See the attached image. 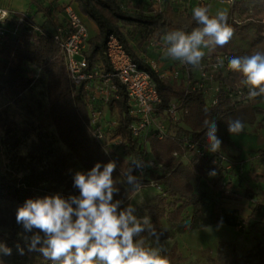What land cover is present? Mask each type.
<instances>
[{
    "label": "trees",
    "instance_id": "1",
    "mask_svg": "<svg viewBox=\"0 0 264 264\" xmlns=\"http://www.w3.org/2000/svg\"><path fill=\"white\" fill-rule=\"evenodd\" d=\"M69 2H76L80 13L97 25L98 30L89 38L88 48L84 52L89 65L100 60L104 66L109 67L103 49L107 35L114 34L120 39L132 60L149 72L155 80L161 98L158 106L160 110L167 107L172 98L182 101L183 112L174 135L163 140L156 136L148 137L147 149L159 164L167 167L165 174L151 172L149 178L158 181L164 193L157 191L158 194L145 205L147 215L150 216L157 232L163 233L160 239L170 237L169 229L182 233L186 230L202 229L210 224H226L230 227L240 225L253 229L259 223L262 226L260 228L262 239L255 237V243L251 248L241 249L234 241H219L216 255L207 257L206 262L264 264V203L261 200L254 201L249 216L242 224L237 217V211L228 210L219 199L223 192L221 190L223 181L226 182V187L231 185V169H226L223 161L215 162V153L199 155L194 150L187 149L183 143V138L188 137L206 147L207 129L203 122L205 119L214 120L217 123L218 137L222 141L219 153L226 157L230 156L232 162H235L241 153V147L233 140L234 135L228 132L227 123L238 119L248 125L255 124L260 117L259 125L264 128V107H261L264 97H256L246 104H232L221 91L217 96V102L211 104L201 91L191 90L185 93L179 86L159 79L150 65L135 51L127 35L128 31L141 39L137 43L139 46L146 39L157 47L164 46L161 41L168 32L176 30L190 32L197 27L190 10L165 5L143 11L122 6L118 0H61L59 4L61 6ZM198 6H207V2L202 0ZM19 18L22 20L20 23ZM228 24L234 33L227 44L230 49L227 53L232 58H242L255 52L264 53V0H233L228 12ZM6 27L17 29L15 32L11 29L0 35V72L8 92L19 95L31 84V80L25 74V66L40 69L45 75L49 119L54 125L57 139L67 148L68 155L82 167L83 171L90 170L97 162L103 165L111 161L110 154L103 150L94 137V129L88 124V110L83 100L72 94V82L69 80L59 42L51 33H45L31 25L24 15L10 17L6 21ZM236 79H239V74L230 72L228 76L222 78V82L226 85L232 84ZM119 94L117 104L120 111H123L126 109L127 98L122 88ZM141 152L140 148L135 149L133 145H128L123 150L122 154L128 159L123 173L127 172L131 161L137 160ZM173 152H177L178 156L174 157ZM259 155L262 157L264 153L261 151ZM65 170L66 161L60 156L51 159L42 169L32 170L18 178L0 174V199L23 204L28 198H36L35 191L47 187L48 183L61 184ZM213 170L216 175L211 176L208 183L220 195L215 200H207L201 191L193 188L192 182L208 178L209 172ZM133 174L135 175V171ZM113 176L120 188L119 195L114 199H121L124 196V188L122 183H119L121 174L117 168ZM248 179L249 177L244 181L248 182ZM254 179L257 180L258 175H255ZM245 189L251 190L248 187ZM187 208H191L188 222L183 220V213ZM11 226V231L0 230V243L12 249V255H0V264H51V261L44 259L39 252L28 251L25 241L17 235L20 226L14 221L11 222ZM142 236L148 245L149 237L147 234ZM17 244L24 248L23 255L18 253ZM161 254L168 257L170 264H183L186 261L176 243L171 244Z\"/></svg>",
    "mask_w": 264,
    "mask_h": 264
},
{
    "label": "clouds",
    "instance_id": "2",
    "mask_svg": "<svg viewBox=\"0 0 264 264\" xmlns=\"http://www.w3.org/2000/svg\"><path fill=\"white\" fill-rule=\"evenodd\" d=\"M192 20L197 27L190 32L176 30L164 36V55L194 69L202 67L204 49L223 48L233 37L228 24V13L220 10L211 15L209 7L196 6ZM216 67L223 68L224 60L218 59ZM227 68L242 77L240 83L248 89L247 98L264 97V53L255 52L245 57L229 58ZM207 129L206 147L210 153H218L222 141L218 137L217 123L205 119ZM231 135L244 130L240 120L227 123ZM151 167L142 160L131 161L127 172L122 173L133 192L140 190L141 181L134 171L143 173ZM116 161L106 164L97 162L88 171L73 174V187L79 195L63 196L60 193L28 198L15 212L16 223L22 225L28 251L39 252L51 264H170L162 255V246L146 245L142 234L154 238L160 244L162 232H157L150 216H137L132 203L122 207V199H114L120 193L118 181L114 179ZM215 170L209 176H215ZM127 191V190H126ZM127 199H131L127 197ZM222 223V221H221ZM42 233V235H41ZM20 255L24 248L16 245ZM0 255H12V249L0 243Z\"/></svg>",
    "mask_w": 264,
    "mask_h": 264
},
{
    "label": "built area",
    "instance_id": "3",
    "mask_svg": "<svg viewBox=\"0 0 264 264\" xmlns=\"http://www.w3.org/2000/svg\"><path fill=\"white\" fill-rule=\"evenodd\" d=\"M224 1L230 5L233 0ZM60 10L64 13V21L51 34L60 44L69 80L72 82V94L81 98L88 110V124L94 129V137L107 154L108 151L122 154L128 145L140 148L142 152L137 160L151 165L143 173L135 171L141 187H144V183H150L151 187L164 193L162 185L154 178H149L151 172L165 174L167 167L159 164L147 149L148 137L151 135L163 140L174 135L183 112L181 99L172 98L168 106L160 110L158 106L161 98L155 80L132 60L114 34L107 35L103 49L109 67L104 66L100 60L89 65L84 53L88 48L89 31L81 13L70 2L61 5ZM9 18L8 10L0 9V35L12 29L6 27ZM21 21L19 18L18 22ZM12 30L17 31L16 28ZM163 48L161 46L160 50ZM221 58L224 60V67L218 68L216 64ZM229 58L232 57L227 52L205 55L200 69L178 61L175 67L161 71L154 61L146 63L159 79L181 85L180 88L185 93L191 90L201 91L211 104L217 102L221 91L232 104L251 102L253 99L247 98L248 89L240 83V74L239 79L232 84L222 82V78L231 72L227 68ZM120 88L127 98L126 109L123 111H120L117 104ZM207 90L211 91L210 94ZM183 143L187 149L194 150L199 155L208 153L207 147L188 137L183 138ZM173 155L178 156L177 152H173ZM218 160L223 161L228 169V157L218 152L215 153L214 161ZM223 185H226L225 181Z\"/></svg>",
    "mask_w": 264,
    "mask_h": 264
},
{
    "label": "rangeland",
    "instance_id": "4",
    "mask_svg": "<svg viewBox=\"0 0 264 264\" xmlns=\"http://www.w3.org/2000/svg\"><path fill=\"white\" fill-rule=\"evenodd\" d=\"M124 2L125 1H122V6H126ZM147 2L148 0H145L140 2V4L142 6L145 5L146 8ZM181 2L183 1H180L177 7L188 10L186 7L187 5ZM157 8L160 7L158 6ZM145 10L148 9L146 8ZM18 15L16 16L18 17ZM88 23H85L87 29L88 31H92L93 28H91ZM38 29L45 33L48 32L40 28ZM127 35L131 41L136 44L138 43L140 38L137 35L129 31ZM137 46V48L141 47V45ZM163 49V51H165V46ZM204 51L205 55H211L218 54V52H228L230 49L225 45L223 48L217 46L213 49H204ZM161 60L164 61V64H170V62H167L166 57L162 56L154 57L151 61L157 63V61ZM24 69L26 76L31 80V84L19 95H13L8 92L7 85L4 84L0 72V174H4L11 178H18L32 170L38 171L42 169L51 159L61 156L64 157L66 161V170L62 183H53L52 185L48 183V185H46L47 187L39 188L35 191V197H43L55 193L67 196L79 195V190L73 187L72 177L76 171H83V169L68 155L67 148L64 147L56 137L54 125H52L47 111L45 75L40 69H36L32 66H25ZM166 69L169 68L166 67ZM175 86L180 87L181 85ZM210 92L208 91V94H210ZM261 107H264L263 101ZM259 120L260 117H258L256 124L248 125L243 123L245 127L240 133L241 138H244V140L242 139L243 143L241 147L243 148H241V152L244 149L246 155L245 158L242 159L239 157L236 158V160H234L235 162H232L230 156L228 157V163L226 164L228 165V169L232 171L230 172L232 182L230 187L223 185L221 188L223 192H221V197L219 198L221 204L228 210L237 211V217L242 221V224H244L246 217L249 216L253 202L261 200L260 194L254 192L255 189H253V187L255 184L251 180L254 175L251 173V166L249 167L246 161L250 159V157H256V146H253L255 136L263 134L261 131L262 128L259 125ZM108 153L110 154L111 161H116L117 169L121 174L120 180L124 181L125 178L122 173L128 163L126 155L122 154V156H118V154L113 151H108ZM260 157L261 156L258 154V158ZM248 177L249 183L244 181ZM209 178H211V176L208 178L196 179L192 182V185L194 189L201 191L207 200H215L220 194L211 188L208 183ZM122 186L124 188V196L121 198L124 201L122 207L127 206L128 203H132L136 207L135 214L137 216L142 217L147 215V208L145 205L152 201L155 195L158 194L157 190L151 187L150 183H144V187H141L137 192H133L127 184L122 183ZM246 187L251 190H246ZM127 197L131 199H127ZM20 205L22 204L0 199V230H12L11 222H16L15 212ZM190 213L191 208H187L183 213V220L188 222L187 219ZM18 226L20 227L17 235L21 236L20 234L24 233V229L22 225L18 224ZM261 227L259 223L256 224L253 229L248 226L232 227L233 233H231L232 230H230L231 228H228V226L213 224L202 229L186 230L182 233L169 229L170 237H168V239H160V244L156 245L154 238L149 237L147 244L153 247L162 246L164 249L163 251H166L171 244L176 243L181 255L186 257V261H184L183 264H209L206 262V258L216 255L217 243L219 241H234L239 248L249 249L255 243V237L258 236L262 239ZM36 231L37 230L34 229L33 233L26 235L30 236Z\"/></svg>",
    "mask_w": 264,
    "mask_h": 264
},
{
    "label": "crops",
    "instance_id": "5",
    "mask_svg": "<svg viewBox=\"0 0 264 264\" xmlns=\"http://www.w3.org/2000/svg\"><path fill=\"white\" fill-rule=\"evenodd\" d=\"M60 1L61 0H0V9H7L10 13L11 18H17L16 15H24L30 23L34 24L37 28L43 29L45 31H48V33H52L56 30V28L61 25L64 21V13L60 10ZM67 1V0H66ZM120 3L122 1H125L124 4H126L127 7L131 8L134 7L136 9H140L145 11L147 8L148 10L155 8V7H162L165 5H172V6H178V3L180 1H183L181 3H185L188 8V10L192 11L194 7L198 6L199 3H201L202 0H151L147 2L146 8L145 5H141L140 2L145 0H118ZM157 1V2H155ZM207 2V6L209 7V12L211 15H215L220 10H226L227 13L229 12L230 5H227L226 2L223 0H204ZM152 2V3H151ZM75 8L78 10V6L76 2L71 3ZM187 10V11H188ZM79 11V10H78ZM80 12V11H79ZM82 19L84 23H88L91 26L92 31H89V38L94 35L97 32V25L94 24V22L91 19H88L86 16L82 15ZM164 38V37H163ZM162 38V43L164 44V39ZM141 40V39H140ZM133 43V47L135 51L144 59L145 62L151 61L152 58H156L157 56L166 57L164 55V49L160 50V47H157V45H152L149 39H146L145 41H142L141 47L137 48L139 44L134 43L133 41H130ZM165 46V45H164ZM163 46V47H164ZM163 51V52H162ZM162 54V55H161ZM167 62H170L169 65L164 64V61H157L156 65L159 70L162 71V69L172 68L178 65V60H174L170 57H166ZM264 102V100H263ZM256 124V123H255ZM263 132L262 137L261 135L255 136V141L253 146H256V157H250V159H245L248 163V166H251V173L254 175L251 180L254 182L255 186L253 189H255L254 192L259 193L261 197L262 203H264V156L258 158L259 152L264 153V128L261 130ZM242 139L241 134L234 135L233 140L237 143L239 147L242 145ZM243 148V147H241ZM239 158H245L246 151L243 149V151L240 153ZM255 175H258V179H254ZM250 180V181H251ZM223 225V224H220ZM225 226H228L224 224ZM223 225V226H224ZM228 228L232 227L228 226ZM233 233V230L232 232Z\"/></svg>",
    "mask_w": 264,
    "mask_h": 264
}]
</instances>
